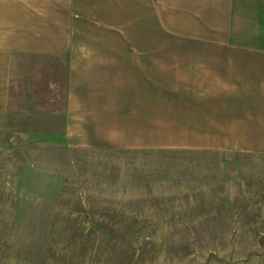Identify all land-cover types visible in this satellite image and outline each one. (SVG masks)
Returning a JSON list of instances; mask_svg holds the SVG:
<instances>
[{
	"label": "crops",
	"instance_id": "crops-1",
	"mask_svg": "<svg viewBox=\"0 0 264 264\" xmlns=\"http://www.w3.org/2000/svg\"><path fill=\"white\" fill-rule=\"evenodd\" d=\"M52 85L68 144L263 154L264 0H0V118Z\"/></svg>",
	"mask_w": 264,
	"mask_h": 264
},
{
	"label": "rangeland",
	"instance_id": "rangeland-1",
	"mask_svg": "<svg viewBox=\"0 0 264 264\" xmlns=\"http://www.w3.org/2000/svg\"><path fill=\"white\" fill-rule=\"evenodd\" d=\"M42 91L0 118V262L264 264V153L68 144Z\"/></svg>",
	"mask_w": 264,
	"mask_h": 264
}]
</instances>
